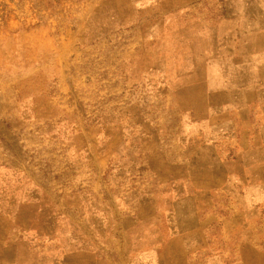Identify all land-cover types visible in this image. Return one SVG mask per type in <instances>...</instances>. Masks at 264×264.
Returning a JSON list of instances; mask_svg holds the SVG:
<instances>
[{
  "label": "rangeland",
  "instance_id": "1",
  "mask_svg": "<svg viewBox=\"0 0 264 264\" xmlns=\"http://www.w3.org/2000/svg\"><path fill=\"white\" fill-rule=\"evenodd\" d=\"M247 2L0 0V209L22 194L23 181L41 180L48 197L81 222L89 190L105 182L92 212L101 223L109 217L106 241L125 245L116 207L168 191L151 151L167 158L181 144L203 141L197 126L167 106L169 86L184 78L181 55L193 50V23L221 21ZM233 206L220 204L218 194L202 211L216 215L210 228L219 234L224 227L225 239L202 254H219L221 264H264L263 208L247 219L233 215ZM180 255L176 240L165 248L167 259Z\"/></svg>",
  "mask_w": 264,
  "mask_h": 264
},
{
  "label": "crops",
  "instance_id": "2",
  "mask_svg": "<svg viewBox=\"0 0 264 264\" xmlns=\"http://www.w3.org/2000/svg\"><path fill=\"white\" fill-rule=\"evenodd\" d=\"M248 1L233 5L226 19L193 23V50L181 55L184 78L169 86L167 106L197 126L203 141L181 144L180 156L151 151L152 169L168 191L141 197L130 209L116 207L126 244L107 242L109 217L101 223L102 214L92 212L105 182L89 190V213L79 222L61 199L48 197L41 180L28 179L8 211L0 209V264H221L219 254L202 253L223 247L224 227L219 234L211 229L216 215L202 211L218 194L220 204L236 206L233 215L254 219L264 211V0ZM174 240L181 255L167 259Z\"/></svg>",
  "mask_w": 264,
  "mask_h": 264
}]
</instances>
